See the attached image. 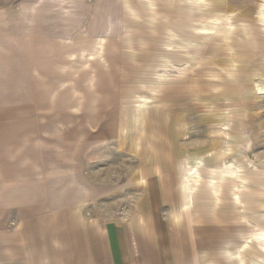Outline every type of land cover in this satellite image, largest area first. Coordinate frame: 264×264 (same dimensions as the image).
<instances>
[{
  "label": "rangeland",
  "instance_id": "1",
  "mask_svg": "<svg viewBox=\"0 0 264 264\" xmlns=\"http://www.w3.org/2000/svg\"><path fill=\"white\" fill-rule=\"evenodd\" d=\"M146 126L166 146L137 149L162 154L182 177L187 209L164 210L174 241L183 237L175 264H264V0H0V170L24 172L50 202L68 184L49 185L41 155L63 167L75 146L81 153L103 135L88 157L106 194L87 217L118 216L112 192L129 175L138 183L120 204L132 197L138 217L135 145ZM207 224L213 247L197 248L193 228ZM246 224L250 243H225V231Z\"/></svg>",
  "mask_w": 264,
  "mask_h": 264
},
{
  "label": "crops",
  "instance_id": "2",
  "mask_svg": "<svg viewBox=\"0 0 264 264\" xmlns=\"http://www.w3.org/2000/svg\"><path fill=\"white\" fill-rule=\"evenodd\" d=\"M118 130L116 128V132ZM138 130L142 143H136L135 153L143 165V175L140 176L143 180L140 192L144 195L139 214L141 217H132V197H127L130 202L120 204L121 191L132 194V188L138 183V178L132 175L128 176L122 187L112 192L116 195L115 200L118 199L117 203L114 202L119 206L118 216L114 213L110 218L103 213H94L93 217H87V211H95L94 207L106 194L105 187L92 178L88 157L92 151L99 152L102 149L105 141L103 135L100 139H94L91 145L83 147L81 153L75 146L71 153L73 157L66 156L62 161L63 167L53 163L52 155H41L49 173V176L44 174L49 185L55 183L54 179L64 180L68 184L58 196L51 189L47 196L50 202H41L39 183L37 187L28 185L24 172L17 171V174L9 176V170H0V264H175L173 249L177 246L184 248L181 241L183 237L174 241L178 226L172 221L174 231L172 229L170 233V223L166 222L168 213L164 210L166 204L175 210L176 215L187 209L182 177L179 180L180 176L176 173L179 170H175L171 163L164 164L162 154L148 156L137 149L146 142L163 149L166 139H152V130L148 126ZM118 134L119 147L122 149V143L126 141L122 138L125 134L122 137L120 131ZM161 134L162 137L167 136V133ZM38 137L40 140L41 135ZM79 137L80 134L75 133L69 136V140L80 146L77 144ZM41 140L42 145L47 142V139ZM128 143L124 148L125 153H132V140L129 139ZM65 152L60 153L62 155ZM0 163H3L2 157ZM157 165L159 168L156 169ZM85 166L89 168L88 172ZM30 183H34V179ZM191 187L194 196L202 191L196 190L194 184ZM212 188L215 195H219L214 185ZM24 194L30 197L26 198ZM71 194L76 195L68 201ZM55 200L62 202L60 207L56 208ZM114 209L117 207L114 206ZM10 214L13 216L10 217ZM248 230L246 224L240 229L225 231V243L238 244L236 247L250 243L248 239L251 233ZM215 231L216 228L210 224L195 226L196 247L212 248V242L216 239Z\"/></svg>",
  "mask_w": 264,
  "mask_h": 264
}]
</instances>
